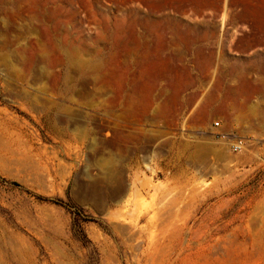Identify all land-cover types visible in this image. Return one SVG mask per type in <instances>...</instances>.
<instances>
[{
	"label": "rangeland",
	"instance_id": "374dc122",
	"mask_svg": "<svg viewBox=\"0 0 264 264\" xmlns=\"http://www.w3.org/2000/svg\"><path fill=\"white\" fill-rule=\"evenodd\" d=\"M0 264H264V0H0Z\"/></svg>",
	"mask_w": 264,
	"mask_h": 264
},
{
	"label": "bare ground",
	"instance_id": "6f19581e",
	"mask_svg": "<svg viewBox=\"0 0 264 264\" xmlns=\"http://www.w3.org/2000/svg\"><path fill=\"white\" fill-rule=\"evenodd\" d=\"M163 225H164L163 230L161 229L160 231H157L156 229H154L153 232H151L149 234V237H147L146 241L144 242L145 244L142 247L143 248L142 253H144L145 255H148L151 258H156V256H158V255H160L161 257H166V256H168L166 251L168 252V250L173 249L172 254L171 255L169 254V258H170V257H172V255L175 254V252L181 246V243H182L181 231H182V229L173 228L172 226H171L172 227L171 228L170 224H169V220H168V222H165ZM219 239L220 238L215 239V238H213V236H211V238L208 241L206 240L205 242H203V244H205V246L202 248H199L195 253H192L193 258H194L193 260L200 259V258L204 259V260L211 259L212 251H213V249H215L218 246L217 243H218ZM193 240H194V236L191 237V239H190L191 242L188 243L187 247L192 246ZM231 245H232V240H230L228 242V245L225 247L228 254H230V252H231V247H232ZM160 247H162V248L160 249ZM243 247H245V246H243ZM167 248H168V250H167ZM240 250H242V252H244L245 250L247 251L248 249L246 248L244 251H243V249H240ZM213 254H215V253H213ZM240 254L243 255L242 253H240ZM187 256H189V254H186L185 257H183V258H187ZM215 260H219V259L216 257ZM202 263H204V262L202 261Z\"/></svg>",
	"mask_w": 264,
	"mask_h": 264
},
{
	"label": "built area",
	"instance_id": "2783aa9c",
	"mask_svg": "<svg viewBox=\"0 0 264 264\" xmlns=\"http://www.w3.org/2000/svg\"><path fill=\"white\" fill-rule=\"evenodd\" d=\"M242 146H243V140L242 139H236L234 140V142H232V147L235 149V150H240L242 149Z\"/></svg>",
	"mask_w": 264,
	"mask_h": 264
}]
</instances>
